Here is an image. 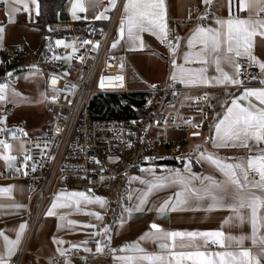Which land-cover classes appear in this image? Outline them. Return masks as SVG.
<instances>
[{"label": "crops", "instance_id": "1", "mask_svg": "<svg viewBox=\"0 0 264 264\" xmlns=\"http://www.w3.org/2000/svg\"><path fill=\"white\" fill-rule=\"evenodd\" d=\"M119 1L116 0L115 7H112L109 0H94L93 3H87L86 0L87 11L81 12L76 7L77 0H68L58 13V23L54 25L63 27V31L70 29L68 32L77 31L75 30L77 28L86 30L93 26L107 27ZM25 3L27 4L26 8L23 4L15 5V7L19 8V11L13 13L10 19L9 5L0 2V5H3V9L0 10V27L4 29L3 39L0 41V62L2 52L13 51L8 47H13L15 44L20 45L17 55L22 52L25 57L28 47L24 36L25 34H34V30L40 33L41 46L43 34L36 27V19L39 12L38 0H25ZM126 4L127 0H124L120 21L116 26L115 38L113 40V43L119 42L113 48V52L122 56L125 62H127L128 55L131 54V57H135L140 61H148L157 66L162 75L158 77L157 82H152L151 84L161 82L167 77L172 79L173 74L177 72L178 66L190 70L207 69L205 76L208 78L209 84L186 85L177 80L184 87L204 89L214 100V108L210 113L207 127L204 129L206 137H202L201 133L197 137L204 139L201 140L199 145L189 151L185 149L187 154L182 158L190 157L191 162L190 164L186 162L185 170L177 169L159 173L154 172V170H148L128 177L129 183L132 185L131 190H129L128 194H125L122 204L118 205L117 209H121V211L116 220L112 222L109 236L105 237L103 241L100 240L98 235L94 234L97 233V229L103 227L105 224L103 214L109 210L107 202L103 199L105 202L103 205L94 202L97 197L95 194L89 193L84 187H77L75 185L71 188L70 184H61L55 200H53L47 210V213L52 210L54 215L49 216L46 213L43 217L37 233L29 246V253L25 257L23 264H124V261L118 259V257H141L144 255L175 257L181 253L194 254L196 252H204L212 254L224 251H240L243 249L251 250L253 256L259 254L260 248L253 246L251 239H244L242 245H237L234 241L225 240V247L221 248L213 243L211 238L204 237H196L195 239L187 237L182 239L178 237L174 242L175 247H171L173 244L171 240L144 238L146 234L154 231L151 228L153 223L159 225L165 232L202 233L222 231L226 237H250L252 235V225L249 222L250 211L248 209L242 210L245 215V220L242 223L234 218L229 221V217H233V213L229 210H204L209 203L208 200H190L188 204L181 205L176 211L168 210L160 213L158 211L160 206L169 199L174 204L177 199L176 193L182 190L179 185H169L160 190L154 189L148 195L147 202L143 208L136 210L140 200L148 192L150 184L154 181L155 177L170 176L175 172H180L183 175L195 174L200 177L211 176L218 181L223 180V174L214 165L200 159V153L202 152L212 154L224 163L244 162L246 164L250 157L264 155V151H261V149H264V143L256 145L254 141H249L248 147L214 146L216 126L227 115L233 100L241 107L247 108L250 105H254L256 108H264V105H261L254 96L241 99L246 91L264 90V71L259 67L256 79L246 84L217 85L213 77H219L221 74L216 71V64L212 62L211 56H209L207 64L196 62L193 56H189L191 62L185 63V54L199 52L202 47L200 44L190 46L188 43L198 28L219 30L222 34L221 41H225L226 28H222L218 21H227L228 19L235 18L246 19L249 16L252 19H257L258 17L254 11H241L239 0H231V3L230 0H212L211 5H206L203 0H165L167 31L172 32L176 45L175 54H173V50L170 53L166 52L162 46V40L149 31L140 33L142 47L140 46V41L133 43L128 40L126 28L124 37H120L119 30L121 21L126 16L124 11ZM191 7L197 9V16L201 18H204L206 11L210 8L212 17L204 19L203 22H200V20H195L192 24L185 22ZM106 8L108 9L107 12H105ZM100 13H104L108 18L96 19ZM260 17L264 18V13H261ZM52 31L55 32L54 30ZM61 44L62 41L56 45ZM226 48L227 44L222 43L219 53L221 57L220 67L224 72L239 79V75L237 76L234 67L235 64H239V57H236L232 53L229 55L228 60L223 59L226 54ZM117 49H120L121 52H115ZM252 54L257 57L258 61L264 63V39L259 36L255 38ZM59 60L62 62L67 59L61 57ZM41 69L39 70L40 72ZM2 132L6 136L4 142L10 144L12 147L11 150H6L0 146V189H10V191H0V233H3V236H0V255L4 256L6 264H13L29 223L30 189L26 181L16 180L11 176V173L18 165L19 157L24 152L26 145L20 139L9 137L7 131ZM5 156H10L13 159H4L3 157ZM193 165H196L198 170H194ZM189 167L190 173L188 172ZM258 178L249 177L250 180ZM194 183L195 186H199V181ZM75 193H83L84 197L88 199L73 195ZM257 194L264 195V193L259 192ZM58 196L60 197L59 200H57ZM89 200L93 202L90 203ZM53 203L58 205L55 209L51 208ZM194 208H198L199 210H193ZM93 209H97L98 213H95ZM91 213L98 214L102 219H97L96 215H92ZM258 215L264 217V209H260ZM225 221L229 222L226 223ZM85 225H93L94 227H85ZM21 226L25 227L22 238H20V244L15 253L9 258L4 237H7L8 240H16ZM259 235L264 236V228H260ZM58 241H63V243H58ZM97 242L105 246L103 253L96 251ZM162 243H167L170 247L162 249L160 247ZM129 246H137L139 249H143V251L129 248ZM125 248H129V250L121 251V249ZM75 249L83 250L87 256L85 258L67 256L68 252ZM85 249H91V251H86ZM61 252L64 254L61 255ZM195 259V256H193V259H184L182 264H193ZM135 264H148V261L136 260ZM173 264H175L174 259ZM260 264H264V256H260Z\"/></svg>", "mask_w": 264, "mask_h": 264}, {"label": "built area", "instance_id": "2", "mask_svg": "<svg viewBox=\"0 0 264 264\" xmlns=\"http://www.w3.org/2000/svg\"><path fill=\"white\" fill-rule=\"evenodd\" d=\"M123 3L124 0L119 1L107 27L72 31L64 35L61 45L49 52L44 49L40 55L48 92L45 106L52 131L27 139L18 165L11 173L13 179L26 181L30 189L29 223L13 264H23L61 184L73 181L91 194L108 192L114 181L132 176L141 165L172 162L185 156L184 144L171 142L170 131H187L193 135L207 127L215 103L204 89L184 87L167 77L146 90L128 91L125 59L114 53L112 47ZM211 17L210 8L201 18L197 9L191 7L185 22H203ZM51 29L63 31V27L54 24ZM174 45L169 31L162 46L170 53ZM7 57L12 61L18 55L8 51ZM61 57L70 63L67 70L59 60ZM238 62L240 81L243 84L254 81L259 64L246 55L240 56ZM134 93L142 95L139 116L92 117L91 104L95 97ZM14 113L11 105L0 107V115L12 117ZM5 139V133L0 131V141ZM249 177L258 178L252 172ZM67 256L87 255L75 249Z\"/></svg>", "mask_w": 264, "mask_h": 264}, {"label": "snow or ice", "instance_id": "3", "mask_svg": "<svg viewBox=\"0 0 264 264\" xmlns=\"http://www.w3.org/2000/svg\"><path fill=\"white\" fill-rule=\"evenodd\" d=\"M9 5V18L13 13L18 12L19 8L15 5L23 4L27 7L25 0H0ZM94 0H87V3H93ZM206 5H211L212 0H203ZM86 0H77L76 7L81 12L87 11ZM112 7H115L116 0H109ZM231 3V0H230ZM239 7L241 11L248 10L249 12H255L257 19L249 18H235L228 19L227 21H218L222 28H226V40L221 41V32L211 28L200 27L196 30L193 36L189 40V45L200 44L202 47L199 52L185 54V63L191 62L189 56H193L196 62L207 64L209 62V56L212 57V62L216 64V71L221 75L219 77H213L217 85L241 84L237 78H234L227 72H224L220 67L221 57L219 56L221 44L226 43V54L223 59L228 60L229 55L234 53L236 57L246 55L249 60L258 63L262 71H264V63H261L252 54V49L255 45V38L257 36L264 39V18L260 17L261 13H264V0H239ZM108 9H105L107 12ZM125 19L121 21L120 37L123 38L125 34V28L127 30L128 40L135 43L140 41L142 47V40L140 33L149 31L153 35H156L158 39L166 40L168 37L167 24H166V6L165 0H127V4L124 8ZM75 15V13H74ZM108 17L104 13L97 15L96 19H107ZM3 27H0V41L3 39ZM178 39V38H177ZM119 41L113 43L112 47L115 48ZM59 43V42H58ZM175 47L173 46V54H175ZM122 67V65H121ZM237 76L240 73V65L237 63L234 65ZM207 69L201 68L198 70L184 69L177 67V72L173 74L172 79L174 81L179 80L180 83L188 84H209L208 78L205 76ZM118 80H123V77H117ZM55 82V81H53ZM154 87V86H153ZM7 89V85H0V101H3L6 97L4 95ZM58 91V90H57ZM256 97L261 105H264V90L259 91H246L241 99H247L248 97ZM249 141H254L256 145L264 143V108H256L254 105L249 107H241L235 100L232 101V106L228 109L227 115L216 126L215 129V147H248ZM0 146L6 150H11V145L4 141H0ZM264 151V149H261ZM4 159H13L10 156L3 157ZM30 159V157H25ZM200 159L206 160L214 165L224 176L223 180H216L211 176L200 177L195 174L183 175L180 172H175L170 176L155 177L151 182L148 192H146L143 198L140 200L136 210H141L144 204L147 202L148 195L155 190L163 189L169 185H179L182 190L176 193V202L173 204L171 199L165 201L160 206L158 211L164 213L168 210L176 211L181 205H186L190 200L204 201L208 200L209 203L205 207L206 211L226 209L233 213V217H229V221L233 218L239 222H244L245 215L242 210L248 209L250 211L249 222L252 225V235L250 237H232L225 236L222 231L213 232H165L159 225L153 223L151 228L154 230L146 234L145 239L156 240H171L173 244L171 247H175L176 238H190L196 237L211 238L212 242L219 247H225V240L234 241L237 245H242L244 239H251L253 246L260 248L259 254L253 256L251 250L243 249L240 251H224L216 252L212 254H206L204 252H196L184 254L181 253L175 257L164 255H144L141 257H118V259L124 261V264H135L136 260L148 261V264H182L184 259H193L196 257L193 264H260V256H264V236L259 235L260 228H264V217H260L258 212L260 209H264V155L250 157L246 164L241 163H224L219 158L214 157L212 154L200 153ZM191 162L189 161V164ZM19 170V169H17ZM190 167L188 172L190 173ZM255 173L259 178L250 180L249 173ZM196 181H199V186H195ZM0 191H10V189H0ZM73 195L84 197L83 193H75ZM88 199L87 197H84ZM60 197H57L59 200ZM89 202H93L89 200ZM94 202L103 205L105 202L97 197ZM58 205L53 203L51 208L55 209ZM193 210H199L194 208ZM97 219H102L98 214ZM47 215L52 216L54 212L50 210ZM63 219V217H61ZM229 221H225L226 223ZM25 226H21L20 233L16 240H8L4 237L7 244V255L9 258L15 253L20 244V238H22L23 230ZM85 227H94L93 225H85ZM109 229L105 228L104 232H108ZM94 235H99L96 233ZM3 236V233H0ZM63 243V241H58ZM188 246V245H182ZM104 245L97 242L96 251L99 253L104 252ZM162 249L170 247L167 243L160 245ZM129 248H135L138 251H143L137 246H129ZM129 248L121 249V251H127ZM91 251V249H85ZM64 253L61 252V255ZM0 264H6L3 255H0Z\"/></svg>", "mask_w": 264, "mask_h": 264}, {"label": "rangeland", "instance_id": "4", "mask_svg": "<svg viewBox=\"0 0 264 264\" xmlns=\"http://www.w3.org/2000/svg\"><path fill=\"white\" fill-rule=\"evenodd\" d=\"M34 31V34H25L24 36L28 47L27 52H25V62L11 69L9 74H14L18 69L26 68L27 71L12 75L10 81L0 83V85H7L4 93L6 98L0 101V107L2 108L11 104L16 109L15 114L11 118L0 115V130L7 131L9 137L24 141L22 143H25V145L27 138L42 136L52 131V121L45 106L48 96L44 82L46 78L39 71L42 68L39 52L41 37L39 31ZM8 48L18 53L20 45L15 44L13 47ZM115 52H121V50L117 49ZM127 58L126 86L131 93L146 90L152 82H157L158 77L162 75L160 69L148 61H140L135 57H131V54ZM62 64L65 70L70 66L67 60L62 61ZM201 133L202 137H204V130ZM169 136L171 142L174 144H184L185 149L188 151L198 146L201 140L204 139L202 137H191V134L187 131H170ZM184 161L186 167V162L190 161V157H185ZM185 167L183 170H185ZM148 170H154V172L159 173L169 171L171 168H168L166 165H141L134 174H140ZM66 183L70 184L71 188L75 186V182L73 181ZM131 187L129 179L126 178L114 181L110 191L95 194L96 197L107 202L109 207L108 212L103 214L104 226L96 230L99 233L98 236L101 241L109 236L115 211L118 205L122 204L125 194H128ZM93 211L98 213L97 209H93ZM105 228L109 229L106 233L104 232Z\"/></svg>", "mask_w": 264, "mask_h": 264}, {"label": "trees", "instance_id": "5", "mask_svg": "<svg viewBox=\"0 0 264 264\" xmlns=\"http://www.w3.org/2000/svg\"><path fill=\"white\" fill-rule=\"evenodd\" d=\"M68 0H38L39 12L36 19V27L42 31L43 37L39 49L40 55L44 49L49 52L56 44L62 41L64 35L70 33L68 31L53 32L51 30L52 24L58 23V13ZM77 31L84 29L77 28ZM24 54L20 52L17 59L7 60V52H2V59L0 62V83L10 81L12 75H17L26 71L25 69H18L14 74H9V71L17 65L24 63ZM142 95L140 94H124V95H105L97 96L91 104V113L93 118H129L139 116L141 111ZM138 107L139 111L135 112L134 108ZM155 165H166L171 170H183L185 161L183 158L172 162L160 161ZM194 170H198L196 165H193ZM137 171V170H136ZM135 171V172H136ZM120 207V206H119ZM121 209H117L114 214L116 220ZM113 220V221H114Z\"/></svg>", "mask_w": 264, "mask_h": 264}, {"label": "water", "instance_id": "6", "mask_svg": "<svg viewBox=\"0 0 264 264\" xmlns=\"http://www.w3.org/2000/svg\"><path fill=\"white\" fill-rule=\"evenodd\" d=\"M134 111L137 112V111H138V108H137V107L134 108ZM199 135H200V134H193L192 137H197V136H199Z\"/></svg>", "mask_w": 264, "mask_h": 264}]
</instances>
